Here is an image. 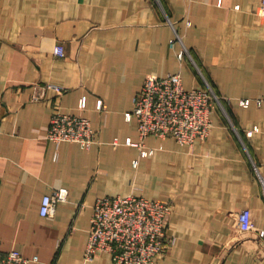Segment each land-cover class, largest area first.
<instances>
[{
    "label": "crops",
    "instance_id": "1",
    "mask_svg": "<svg viewBox=\"0 0 264 264\" xmlns=\"http://www.w3.org/2000/svg\"><path fill=\"white\" fill-rule=\"evenodd\" d=\"M175 72L230 96L227 112L215 106L209 136L192 144L148 135L143 156L127 143L140 140L128 115L148 75ZM57 110L91 120L90 148L47 136ZM260 175L263 0H0L1 252L112 264L108 251L85 259L94 204L133 193L172 205L173 242L155 264H264V238L238 223L249 207L264 226ZM63 187L43 215V196Z\"/></svg>",
    "mask_w": 264,
    "mask_h": 264
},
{
    "label": "built area",
    "instance_id": "2",
    "mask_svg": "<svg viewBox=\"0 0 264 264\" xmlns=\"http://www.w3.org/2000/svg\"><path fill=\"white\" fill-rule=\"evenodd\" d=\"M57 48V52L63 54L62 46ZM48 87L60 89L59 85L52 83L44 86L45 89ZM43 94L44 90L36 97L41 98ZM216 100L221 103L220 96L209 85L204 88L186 87L180 72L164 76L150 74L135 97L132 113L128 115V118L135 116L137 119L140 140L133 141L128 137L127 143L140 145L144 156L153 151L145 144V138L150 134L174 137L181 144L205 139L213 126L212 112ZM86 101V96H83L80 107L84 108ZM243 102L248 104L249 99ZM98 106H102L101 99ZM47 136L58 143L74 141L84 148H90L95 140L92 122L87 116L59 110L51 117ZM114 142L118 143V140ZM136 163L137 159L133 160V164ZM260 178L264 195V176L260 175ZM66 196L64 187L45 194L40 212L48 214L53 203ZM171 212L170 201L158 198L133 193L98 197L91 217L85 259L108 251L112 255V264H155L173 242L167 231ZM238 223L242 231L255 230L259 237L264 238V226H256L249 207L239 212ZM36 260L37 256L27 257L17 248L0 251V264H29Z\"/></svg>",
    "mask_w": 264,
    "mask_h": 264
},
{
    "label": "rangeland",
    "instance_id": "3",
    "mask_svg": "<svg viewBox=\"0 0 264 264\" xmlns=\"http://www.w3.org/2000/svg\"><path fill=\"white\" fill-rule=\"evenodd\" d=\"M214 91H215V90H214ZM215 92H216V91H215ZM218 95H219V94H218ZM219 96H220V99H221V103H220L219 101L216 100V102H217L216 106H217L218 108H220L221 111H223V112H227V109H226V107H227V105H228L227 102H230V101H231V97H230V96H224V95H219ZM244 99H247V98H242V99H240V102H241L242 104L245 105L246 103L243 102Z\"/></svg>",
    "mask_w": 264,
    "mask_h": 264
}]
</instances>
